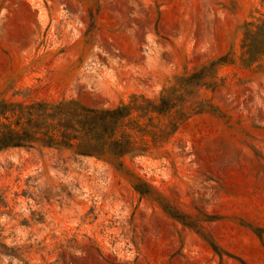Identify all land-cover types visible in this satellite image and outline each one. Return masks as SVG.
I'll use <instances>...</instances> for the list:
<instances>
[{"label": "rangeland", "instance_id": "374dc122", "mask_svg": "<svg viewBox=\"0 0 264 264\" xmlns=\"http://www.w3.org/2000/svg\"><path fill=\"white\" fill-rule=\"evenodd\" d=\"M68 100L129 151L0 150V264H264V0H0V101Z\"/></svg>", "mask_w": 264, "mask_h": 264}, {"label": "trees", "instance_id": "16d2710c", "mask_svg": "<svg viewBox=\"0 0 264 264\" xmlns=\"http://www.w3.org/2000/svg\"><path fill=\"white\" fill-rule=\"evenodd\" d=\"M129 114L127 105L98 109L77 100L27 105L0 101V150L41 144L75 148L82 155H123L130 140L118 139L116 131Z\"/></svg>", "mask_w": 264, "mask_h": 264}]
</instances>
